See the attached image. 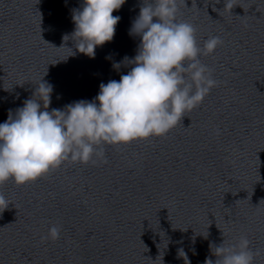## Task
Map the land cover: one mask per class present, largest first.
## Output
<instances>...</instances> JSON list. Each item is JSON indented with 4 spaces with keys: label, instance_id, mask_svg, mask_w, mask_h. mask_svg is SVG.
I'll use <instances>...</instances> for the list:
<instances>
[{
    "label": "water",
    "instance_id": "95a60500",
    "mask_svg": "<svg viewBox=\"0 0 264 264\" xmlns=\"http://www.w3.org/2000/svg\"><path fill=\"white\" fill-rule=\"evenodd\" d=\"M82 3L0 0V122L39 99L41 80L53 86L51 110L94 98L102 81L132 67L124 58L137 52L129 28L142 0L113 10L114 37L94 57L63 39ZM232 3L178 0L177 20L194 25L201 47L213 35L222 42L200 55L218 83L167 133L0 183L10 200L0 212V264H187L180 248L203 264L216 259L212 244L243 235L252 264H264V0ZM52 224L57 239L45 238Z\"/></svg>",
    "mask_w": 264,
    "mask_h": 264
},
{
    "label": "clouds",
    "instance_id": "9594fccd",
    "mask_svg": "<svg viewBox=\"0 0 264 264\" xmlns=\"http://www.w3.org/2000/svg\"><path fill=\"white\" fill-rule=\"evenodd\" d=\"M124 3L83 0L72 12L73 31L63 39H72L78 51L94 57L98 45L113 39L121 19L113 10ZM224 6L231 10L232 0H224ZM178 7V0H142L129 28L130 35L140 37L137 52L124 58L132 67L118 80L102 81L94 98L49 110L53 86L41 80L34 91L39 99L32 95L15 114L9 110L0 122V183L9 178L18 184L35 180L66 159L87 162L94 153L103 154L97 146L163 135L199 105L218 83L200 55L211 53L222 38L213 35L201 47L194 25L177 20ZM9 202L0 193V212ZM60 233L61 226L52 224L45 238L57 239ZM249 244L246 235L238 243L224 239L212 244L216 259L206 257L203 264H252ZM178 251L190 264L184 249Z\"/></svg>",
    "mask_w": 264,
    "mask_h": 264
}]
</instances>
